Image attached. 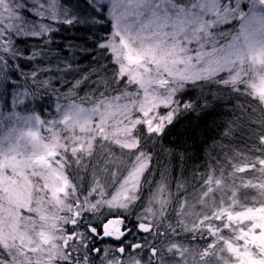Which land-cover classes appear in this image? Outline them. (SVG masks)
Returning <instances> with one entry per match:
<instances>
[{"label":"rangeland","instance_id":"374dc122","mask_svg":"<svg viewBox=\"0 0 264 264\" xmlns=\"http://www.w3.org/2000/svg\"><path fill=\"white\" fill-rule=\"evenodd\" d=\"M92 4L111 20L112 35L104 43L117 57V75L131 82L134 77L137 88L82 103L49 101L47 119L0 114V264H264V205L256 203L264 199V161L260 172L246 167L233 183L211 182L185 192L169 185L164 159L155 166L149 150L140 146L141 135L164 132L176 115L181 107L176 91L224 68L232 69L233 82L246 78L244 93L251 88L252 100L264 109V50L257 47L225 62L215 49L202 48L193 61L182 43V33H187L183 39L201 31L216 36L222 30L213 32L214 26L237 18L235 6L204 0L202 11L192 13L177 4L189 14L167 13L180 24L166 29L169 21L138 0H128L114 15H109L111 3L106 9L95 0ZM24 8L36 22L26 20ZM86 15L107 23L80 0L56 5L0 0V28L17 35H38ZM8 17L15 18L7 23ZM102 70V65L95 69L96 81L103 78ZM17 104L14 100L13 108ZM24 110L33 108L28 104ZM254 119L264 150V117ZM233 159L240 170L241 158ZM249 169L256 172L253 180ZM242 177L243 185H237ZM73 202L91 207L87 218L100 225L84 223L75 214H85ZM67 226L72 233H66ZM68 235L74 241L70 256L65 255Z\"/></svg>","mask_w":264,"mask_h":264},{"label":"trees","instance_id":"16d2710c","mask_svg":"<svg viewBox=\"0 0 264 264\" xmlns=\"http://www.w3.org/2000/svg\"><path fill=\"white\" fill-rule=\"evenodd\" d=\"M10 18L12 21L15 17ZM37 19V17H26L27 21L36 22ZM80 20L95 21L90 15ZM69 23L57 24L49 31L38 35H17L8 29L9 27L0 28V69H2L0 90L6 89L9 82L14 84L9 90L7 103L0 97V114L25 111L24 106L29 104L33 111L27 112L36 113L47 119L51 115L47 107L49 101L59 98L70 101L72 96L94 99L103 94L102 92L96 95L83 91L81 86L83 82L96 81L94 71L98 65H103V59L96 60L94 56L99 53L97 51L87 58L83 57L82 52L93 51L95 48L94 44L83 37L94 36L99 40L101 35L106 33L94 28L90 35H85L83 29L65 27ZM61 44L85 47L78 48L75 53H69L58 48ZM57 51L60 54L53 55ZM107 52L111 50L108 48ZM22 58L31 60L29 67L21 64ZM13 69L18 72L17 77L9 74ZM214 79L216 75L188 81L181 91L192 86L202 87L198 82L206 83ZM233 81L226 76L220 83L229 85L231 92L227 89H212L216 96L204 97L203 104H196L192 97L188 98L192 100L195 113L203 112L204 105H212L217 109L214 115L201 119L196 114L190 115L185 112L180 103L181 107L177 113L186 118H181L174 126H170L177 120L176 113L164 130L163 136L151 134L140 136V146L149 150L155 160V166L161 164L164 159L163 175L169 180L170 186H183V191L187 192L193 187L209 186L211 182L217 183L218 186L233 183L251 164H256L255 169L260 172L264 161V150L259 147L261 127L257 126L254 116L264 117V109L261 105L258 107L255 104L253 97L244 93V88L248 84L244 79ZM204 91L207 92L209 89L204 88ZM232 92L237 95L232 96ZM14 100L18 102L15 108L12 106ZM217 100L220 101L218 104ZM236 105H244L246 108L238 111ZM233 158H241L240 170L234 169ZM248 173L253 180L256 172L249 169ZM157 178L158 176L155 180ZM243 183L242 177L237 185ZM256 203L261 205L259 202ZM129 228L133 229L132 225ZM66 233H72L69 226L66 227ZM86 233L91 237L88 230ZM69 247L67 243L66 253H69Z\"/></svg>","mask_w":264,"mask_h":264},{"label":"snow or ice","instance_id":"6c2138e0","mask_svg":"<svg viewBox=\"0 0 264 264\" xmlns=\"http://www.w3.org/2000/svg\"><path fill=\"white\" fill-rule=\"evenodd\" d=\"M29 0H24V3L27 4ZM50 4L56 5L61 3V0H48ZM97 4L102 5L105 9L108 7V4L112 5V12L109 15H114L115 12L119 11L126 4H128V0H95ZM204 0H138V3L143 6H151L154 10L153 14L156 16H163L169 22L165 25L166 29H173L178 27L180 24V20L177 19L175 21L172 20L171 17L167 16V13H178L180 16L188 15L187 10L178 9L176 7L177 4H185L191 9V12L194 13L196 11H202L200 9V4H202ZM219 2V0H218ZM31 3L39 4L40 0H31ZM223 3L229 4L234 7L233 15L237 18L234 20H226L222 25L218 24L212 28V31L215 32L216 28H220L222 31L217 33L216 36H208L205 35L202 31L199 34L193 33L188 39H183V35L187 33L181 34L182 43L187 45L185 52L191 53L190 59L193 61L198 60L199 56L196 55L202 48L207 49H215V55L222 61L232 62L234 57L243 58L245 53L252 51L253 49L259 47L261 50H264V0H223ZM81 6H86V10L91 9V11L95 12L97 16L103 17L107 23H100L98 21H83L77 19L76 21L70 22L68 25H65L67 28L78 27L83 29L84 32H93V29L103 28L106 34L101 35L99 40H96L94 36H85L84 39L88 40L90 43L95 45L94 51L97 52H107L108 45L104 43L109 39V36L112 35L110 32L111 20L105 16L103 11H97L95 7H93L92 0H80ZM241 8L246 11L241 12ZM24 11L28 12L29 16L35 15L29 9L24 8ZM233 25H238V27H234ZM43 27V25H41ZM232 28V31L227 32L223 31V29ZM31 39V38H30ZM119 39V37H117ZM169 40L173 39L172 36L168 37ZM85 46H73L69 45H59L58 48L62 49L65 52L75 53L78 48ZM60 52H54L53 55H59ZM111 55V53H108ZM82 55L84 58L92 55L91 51H83ZM21 64L24 67H29L31 64V60L21 59ZM107 68V65L103 66ZM2 71V69H0ZM232 69L224 68L222 71L218 72L216 75V79L204 82L200 81L199 84L202 87H187L183 91H181L178 95L182 97H192L195 100L196 104H203V98L209 95L216 96L215 91L212 89H227L228 92H231V87L227 84L220 83L223 81L226 76L231 73ZM13 77L18 76V72L13 69L9 73ZM14 87L12 82L7 84V88L0 90V97L4 99V101L8 102L9 90ZM204 88H208L209 91L205 92ZM220 101L217 100L218 104ZM24 103V101H21ZM181 104L184 107V111L188 114H196L201 119L205 117H210L214 115L217 111L216 107L212 105H204V111L197 114L194 112V106L192 104V100L181 101ZM186 118V116H181L177 113V120L173 122L172 125L178 122L179 119ZM163 132L160 133L163 136ZM101 224V230H102ZM95 255H99V251L97 250Z\"/></svg>","mask_w":264,"mask_h":264},{"label":"bare ground","instance_id":"6f19581e","mask_svg":"<svg viewBox=\"0 0 264 264\" xmlns=\"http://www.w3.org/2000/svg\"><path fill=\"white\" fill-rule=\"evenodd\" d=\"M101 30L105 31L103 28H100ZM85 35H90L89 32H85ZM111 53V55L108 54V52H103V55H97V58L103 59V65H107V68L103 67V70L101 71V73H103V78L100 81H85L81 84V86L83 87V91L87 92V93H93V94H100L103 92V94L105 93H109V94H118V92L122 91L123 89L126 90H132L137 88L135 86L136 83L133 82L134 77L132 78V82L129 80L128 77L123 76L122 74L120 76L117 75V72H120V67L117 65L118 60L115 54H113V52H109ZM129 71H124L123 73H127ZM233 73V72H231ZM246 79V78H245ZM244 79V80H245ZM248 83V82H247ZM186 84H188V82H186ZM200 86H202L200 84ZM181 91H176V96L177 99L180 100V103L182 100L187 101L189 97H182L180 95H178ZM232 96H236V93H231ZM246 95L250 96V97H254L255 94L253 93V91L251 90V88L246 89ZM71 101L73 103H82L83 100L77 97L72 96L71 97ZM236 108L238 111H242L245 110V106L244 105H236ZM142 127V124L138 125V129H140ZM151 135H156V136H160V134L156 133V134H151ZM252 167L256 168V164H251ZM88 189L91 188V186H86ZM261 204L264 205V202L261 201Z\"/></svg>","mask_w":264,"mask_h":264},{"label":"water","instance_id":"95a60500","mask_svg":"<svg viewBox=\"0 0 264 264\" xmlns=\"http://www.w3.org/2000/svg\"><path fill=\"white\" fill-rule=\"evenodd\" d=\"M106 230H107L106 235L109 236V235L111 234V232H110V228L107 227ZM102 237H103V236H102Z\"/></svg>","mask_w":264,"mask_h":264}]
</instances>
